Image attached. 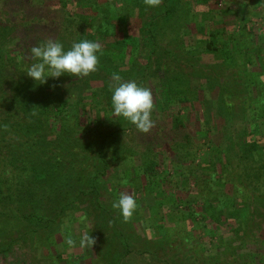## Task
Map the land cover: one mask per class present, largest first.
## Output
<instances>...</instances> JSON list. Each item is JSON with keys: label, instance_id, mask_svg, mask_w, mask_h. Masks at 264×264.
Masks as SVG:
<instances>
[{"label": "rangeland", "instance_id": "374dc122", "mask_svg": "<svg viewBox=\"0 0 264 264\" xmlns=\"http://www.w3.org/2000/svg\"><path fill=\"white\" fill-rule=\"evenodd\" d=\"M65 2L63 6L61 0H0V22L32 18L31 25H20L16 29L17 38L32 45L38 43L39 46L52 38L69 50L73 43L78 42L77 36L84 34L85 39L99 42L103 49L113 37L106 40L105 33L96 30L101 18L94 21L95 15H85L92 13V9L97 12L99 8L104 10L106 3L110 2L111 6H108H117L118 11L124 7L125 11L120 14L124 13L128 18V33L142 41V47L132 63H122L120 59L106 61V58L98 55V77L89 79L87 83L82 78L67 74L55 78L62 86V91L51 95L53 102L50 104L80 101L70 103L66 110L74 116H71V124L75 130L79 129L76 131V141L70 143V146L73 145L72 155L62 169L69 167L72 170L66 171L71 175L66 178L68 184H72L69 185V196L77 194L79 186L89 181L88 170L100 168L86 164L92 162L98 165L99 140L106 135L102 153L108 164L98 186V197L105 210L98 212L94 208L95 200L91 195L86 196L87 202H79L86 210L85 215L82 216L83 208L70 210L72 217L69 218V227L73 235L79 236V239H75L77 243L89 230V235L92 234L97 239L96 244L102 248L106 240L99 243V236L102 238V235L112 233L109 229L114 227L118 233L121 231L123 238L131 241L132 248L125 255L117 237L107 241L124 255V264H165L167 260L168 264H179L183 254L195 250L193 240L207 243L210 250H219L218 253L223 250V254L197 252L202 261L206 259L199 264H212L216 259L220 264H236V261H231L230 255L236 244L242 241L237 252L246 254L245 263H249L250 258L256 264H264V250L256 248L257 244L264 245V238L260 236L261 233L264 237V148L257 157H252L250 153L246 155L245 147L240 146V141H246L244 134L242 137L246 123L243 119L248 120L250 111H239L238 100L233 97H236L233 94L236 90L226 93L232 98L230 101L235 106V115L239 112L241 119L231 116L229 123L225 122V113L220 109L221 89L218 83L220 86L223 81L233 84L234 79L227 77L233 64L220 66L214 53L206 51L204 46L211 39V44L217 49L223 47L222 50L252 55L255 64L250 65V70L260 72L262 75L259 76L264 82V0H173L171 5L177 7V11L166 20L155 14L166 3L169 5L167 0L155 8L145 5L144 0ZM183 13H186L185 17ZM153 15L157 21L153 27L156 46L150 54L151 45L145 39L150 33L144 23ZM242 41L246 44L244 47ZM241 56L235 58L242 61ZM216 65L219 66L217 76L210 72ZM107 71L110 74H105ZM113 73L119 74L124 80H135L152 90L155 104L152 119L155 127L149 133H141L123 117L113 115L112 92L108 87ZM208 79L214 81V85ZM262 82L259 84L260 92H264ZM242 85L241 88L244 87ZM38 86L35 91L40 93L41 88ZM169 88L180 89L188 99L177 100L175 96L169 95ZM248 90L252 96L259 93L255 85ZM240 94L247 96L242 91ZM248 136L258 137L264 147V135ZM114 148L117 150L115 153ZM93 158H96L95 161ZM149 160L158 163L155 168L161 175L155 186L142 185V189L136 191L133 185L140 181L130 178L132 173L127 180L125 169L127 166H140ZM83 169V176L78 178ZM128 182L130 185H125ZM121 192L133 194L138 205L131 221L127 223L123 221L119 210L112 207ZM42 195L40 190L38 196ZM157 200H161L158 205ZM44 201L50 208L51 201ZM174 201L178 204L177 209L172 207L175 206ZM189 204L195 209L198 222L187 218ZM8 208L16 212L31 211V208H20L17 203L10 204V207L0 204V210ZM115 214L117 221L113 219ZM63 221L64 224L68 221L67 216H63ZM112 222L114 226L110 225ZM161 223L163 227H160ZM211 230L214 231V238L223 237L221 247L217 248L215 243L209 244L208 234ZM52 231L54 244H46V240L33 234L24 245L16 242L7 254L0 252V264H113L95 260L97 254L94 246L80 248L76 245L70 248L56 226ZM161 232L165 234L166 240L176 244L180 241L185 247L179 245L178 252L162 243L156 250L157 258L144 252L142 245L158 238ZM184 233L187 241L183 242ZM14 235L16 233L12 231L9 236L13 238ZM249 250L255 256L248 254ZM188 254L193 256V253ZM237 263L242 264L240 261Z\"/></svg>", "mask_w": 264, "mask_h": 264}, {"label": "trees", "instance_id": "16d2710c", "mask_svg": "<svg viewBox=\"0 0 264 264\" xmlns=\"http://www.w3.org/2000/svg\"><path fill=\"white\" fill-rule=\"evenodd\" d=\"M167 1H169V5L166 3V5L162 6L160 12L155 14V16H162L165 18L164 20H166L169 16H172L171 14H174V12L177 11V7L175 8L171 5L173 0ZM65 3V0H61V4L63 6ZM108 5H110V2L106 3L104 10L99 8V12L91 8L93 14L89 13L85 15V17L95 15L93 16L94 21L101 18L97 24L98 26L95 27L96 30L101 34L104 32L105 34L103 35H105L106 40L109 37H113L112 40L107 41V46L102 49V54L97 53V55H101L103 58H106V61H113L117 59H120L122 63L134 61L142 47V41L128 33V18L124 13L120 14L125 11V9H123L124 7L122 10L118 11L117 6L112 8L110 7L111 5ZM94 12L96 14H94ZM183 15L185 17L186 13H183ZM155 16L153 15L148 22L144 23V25L148 27L147 29L150 33L149 36L145 38L151 45L150 54L155 51L156 46L153 34V27L157 23ZM82 19H84V17H82ZM31 22L32 18H23L20 21L13 22L7 20L6 22H0V204L4 203L10 207V204L17 203L20 208H31V211L29 212H23V210L16 212L15 210H10V208H8L9 210H0V252H2L3 255L7 254L12 245L16 242L24 245L29 236L33 234L39 239L46 240V244H54L55 239H52L51 237H53L52 229L55 226L57 231L63 234L64 241L69 234H71L74 239H79L78 235L75 236L71 233V229L69 227V218L72 217V211L70 210L83 208L82 216L85 215L86 210L83 205L81 206L80 204L81 202H87V195H91L92 199L95 200L93 201V206L98 209V212L105 210L103 203L100 202L98 197L100 191L98 190V186L101 181L100 177L104 174L108 164L102 153V150L105 147L104 142L106 135L101 137L99 140L100 149L98 153V161L96 162L98 165H95L92 162L90 164L85 163L86 165L94 167L99 166L100 168H93L92 171L88 170L87 179L89 181L84 182V184L82 183V185L79 186V192L77 194L69 196L71 192L69 190V185L72 184H68V180L66 178L71 176L69 173L71 169L69 167L63 171L62 169L65 167L66 160L68 161L69 156L72 155L70 153L73 151V145L70 146V143L76 141V135L78 134L76 131L79 129L75 130L71 124L72 117L74 116L66 110H68V105L70 103H80V101L76 100L75 102L50 104V102H53L51 100V95L62 91V86L59 82H56L58 79L49 78L51 80L48 79L47 83L41 85L27 76V69L31 66V63L36 62L32 59L30 50L33 46H37L38 43L32 45L30 43H26L25 40L24 42L20 41L16 36V29L20 27V25H27ZM88 37L90 38L92 36ZM85 38L86 35H79L77 36V41L80 42ZM211 43H213V40L210 39L204 46L207 48L206 51L214 53V56L217 58L216 62L220 66L233 64L230 69L231 73L227 76L228 78L234 79L233 84L223 81L222 86H220L218 83L221 89L220 109L225 113L223 118L226 123H229V117L231 116L232 118L238 117L239 120L241 119L242 115H240L239 112L237 113L239 116L235 115V106L232 101H230L232 98L230 94L226 93L227 91L230 93V90H236L237 92L233 93L236 97H233L235 100H238L239 111L241 110L244 113L250 111L248 120L243 119L246 123L245 128L242 130V137L244 134L246 141H240L239 143L240 146L247 149L246 155L250 153V156L255 157L264 147L258 137L251 138L248 135H264V92L259 91V84L263 81L259 75L262 74L260 72L250 70V65L255 64L252 55L237 54L238 52H231L228 49L222 50L223 47L221 49H217V47ZM241 43L243 47L246 45L244 41ZM216 50L222 51L217 53L215 52ZM239 56H241L240 58L242 61L235 58ZM148 64L149 58L147 59V66ZM158 67L159 66H157V68ZM101 68L104 69L103 67ZM216 68L213 67V70L210 72L216 74L217 76L219 74V66L216 65ZM108 73L110 74L108 71L105 72V74ZM97 77L98 72H94L88 77H84L82 79L86 80L87 83L89 79H95ZM208 80L211 84L213 83L212 85H214V81L210 79ZM214 80H216V77ZM241 84L244 85L243 88H241ZM36 85H40L37 87L41 88L40 93L35 91ZM252 85H255V88L257 87L259 91L258 95L256 94L252 96L250 94V90L248 89ZM231 86H236V88L233 89ZM241 91L243 94L247 93V96H239L242 95L240 94ZM168 92L169 95L172 97L175 96L179 101L188 99V97L184 94L185 92L180 89L169 88ZM33 112H35L36 115H32ZM260 118L263 120L260 121ZM5 125L8 126L7 130H5ZM193 150L195 151L194 148H192V151ZM113 151L115 153L117 150L114 148ZM93 159L95 161L96 158ZM157 164L158 163H156L155 160H149L140 166H127V169H125L126 177H128L127 180H129V176L132 173L133 176L131 175L132 177L130 178H135L140 181V183L136 182V184L133 185L134 190H141L142 185L145 187L155 186L157 179L161 175L160 172L156 171L155 167ZM83 172L84 169L80 172V176H78V178L83 176ZM165 174L167 175V172H165ZM125 185H130V182L125 183ZM40 190L43 192L42 196H38ZM156 194L157 193L154 195ZM44 200L51 201L50 208H48V203ZM157 201H159L157 202V205L161 203V200ZM174 203L175 206L172 205V207L177 209L178 204L176 201H174ZM189 205L190 207L186 212L187 218H190V220H193L194 222H198L196 221L197 214L195 209L191 207V204ZM220 212H222V209ZM63 216H67L68 218V221L65 224ZM113 219L117 221L116 214L113 215ZM113 222L110 224L111 226H114L116 223ZM62 224L65 226L63 231L61 229ZM159 225L160 227H163L162 223ZM109 230L112 231V233L102 235V238L99 236V243L106 240L103 247L101 248L97 244L94 245L95 253L97 254L95 260H105L106 262L113 264H124L122 258L126 253L130 252L132 248L131 241L123 238L121 231L120 233L116 231L117 228L113 227ZM12 231L16 233L13 238L9 236ZM87 231L89 232V230ZM90 236L93 237L92 234ZM260 236L262 239L264 238L261 233ZM112 237H117V239H119L120 248L123 249L124 255L121 254L119 249L112 248L110 242H107L112 241ZM164 237L165 234L161 232L158 238L154 239L150 243L143 244L142 247L145 249L144 252L154 258H157V255H155L156 250L162 243L170 245L178 252L180 250L178 249L179 245L185 247V244L180 241L176 244L172 240H166ZM208 237L209 244L215 243L217 248L221 247L224 243L222 236L214 238V231L212 230L208 234ZM184 241H187L185 233L183 237V242ZM198 241H192L193 245L196 246V248L195 246L193 247L195 250L187 252V248L183 251L184 253L187 252V254H183V260H180L179 264H199L205 262L206 259H203L202 261L199 253L197 252L223 254V250L221 253H218V249V251H213V249L210 250L206 245L207 243L202 242V244L201 241ZM240 243L243 242L241 241ZM240 243L236 244L233 252H231L230 258L232 262L236 261V264H238L237 261H240L242 264H246V254L244 252H237V250L241 248ZM76 245L78 246L79 244L77 243ZM256 248L264 250V245L258 246L257 244ZM114 249L116 250L113 251ZM188 253H193V256ZM247 253L253 254L250 250ZM83 256L84 255H79V257ZM253 256L255 255L253 254ZM59 257H61V255H59ZM198 257L200 258L198 259ZM262 257H264V255ZM239 258L241 260H237ZM249 260L250 262H247V264H256L250 258ZM91 263H93V259H91ZM215 263L220 264L221 262L216 259L212 262V264ZM165 264H168V260Z\"/></svg>", "mask_w": 264, "mask_h": 264}, {"label": "clouds", "instance_id": "9594fccd", "mask_svg": "<svg viewBox=\"0 0 264 264\" xmlns=\"http://www.w3.org/2000/svg\"><path fill=\"white\" fill-rule=\"evenodd\" d=\"M163 0H144L150 8L159 7ZM31 57L35 60L27 69L26 74L38 84L47 83V78H59L62 75L84 78L98 71L102 45L87 39L75 42L69 50L63 44L48 38L39 46L31 48ZM54 87V86H53ZM112 92L111 104L113 115L123 117L133 124L141 133H149L155 127L152 113L155 108L152 90L139 85L135 80H124L119 74L113 73L108 85ZM32 115H36L35 112ZM7 130V125L4 126ZM113 209L119 210L125 223L131 221L137 210V201L133 194L121 192L117 201L112 204ZM70 248H75L77 241L69 234L64 241ZM97 239L85 232L80 240V248H92Z\"/></svg>", "mask_w": 264, "mask_h": 264}]
</instances>
